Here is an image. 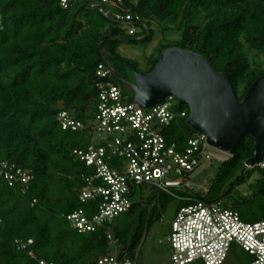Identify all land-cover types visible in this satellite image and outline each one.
<instances>
[{"label": "trees", "instance_id": "16d2710c", "mask_svg": "<svg viewBox=\"0 0 264 264\" xmlns=\"http://www.w3.org/2000/svg\"><path fill=\"white\" fill-rule=\"evenodd\" d=\"M100 1L69 0V7L63 8L60 0H0V162L8 161L13 174L21 170L28 175L26 182L19 178L9 184L0 166V264H38L36 258L55 264H92L112 250L104 226L83 233L65 218L79 207L94 210L96 204L78 198L82 174L92 170L73 155L92 136L88 129L62 128L59 113L86 124L94 117L99 83L122 85L112 73L100 77V64L117 71L122 62L139 70L138 62L117 54L121 42L147 47L155 23L162 32L176 30L178 38L160 40L143 71L153 68L166 47L193 50L216 71L229 74L239 99L264 74V62L250 61L245 51L264 55V0L104 3L111 13L133 15V33L99 11ZM173 109L185 110L186 116H176L162 131L182 148L196 132L186 123L188 107L175 104ZM252 144L250 135L241 136L234 154L221 160L202 197L226 200L225 206L238 211L243 220L256 221L264 218V168L253 166L241 172L252 156ZM253 173L258 176L245 184ZM244 184L246 193L240 188ZM144 215L142 208L134 227L114 225L116 243L133 252ZM15 239L26 247L19 248Z\"/></svg>", "mask_w": 264, "mask_h": 264}, {"label": "built area", "instance_id": "2783aa9c", "mask_svg": "<svg viewBox=\"0 0 264 264\" xmlns=\"http://www.w3.org/2000/svg\"><path fill=\"white\" fill-rule=\"evenodd\" d=\"M102 3V4H101ZM101 0L96 4L104 15L122 23L129 33L135 31L133 15L111 13ZM63 8L69 7V0H60ZM95 4V2H94ZM106 64L98 66L97 74L106 77L111 70ZM94 116L86 124L73 119L66 112L59 113L62 128L68 130L88 129L92 136L88 145L74 149L73 155L92 170L83 175L79 188L81 202H94V210L82 207L67 213L65 218L79 232L87 233L104 226L110 244L116 249L101 255L92 264H136L138 249L130 252L116 243L112 227L117 217L129 210L134 203L132 196L136 187L150 184L168 193L171 188L165 182L169 175L187 176L202 161L208 160L206 149L210 148L204 133L196 132L186 144L179 148L174 141H168L163 133L176 116H186V111H176L178 105L173 95L150 107H142L128 97L119 84L99 83ZM1 173L8 180L21 179L28 175L21 170L10 172L9 162L1 161ZM264 168V159L248 166ZM189 181L181 187L185 192L181 205L171 221L170 261L171 264H223L232 248H240L251 256L248 264H264V218L256 221L243 220L238 211L225 206L222 199L208 200L203 194L187 191ZM90 208V207H89ZM19 248L26 244L15 239ZM35 257L32 252H29ZM38 264H55L36 258Z\"/></svg>", "mask_w": 264, "mask_h": 264}, {"label": "water", "instance_id": "95a60500", "mask_svg": "<svg viewBox=\"0 0 264 264\" xmlns=\"http://www.w3.org/2000/svg\"><path fill=\"white\" fill-rule=\"evenodd\" d=\"M111 70L139 106L147 108L173 95L178 105L188 107L186 123L229 156L241 136L250 135L252 156L244 161L241 172L264 159V74L239 99L227 72L216 71L203 55L177 46L162 50L150 71H134L133 81Z\"/></svg>", "mask_w": 264, "mask_h": 264}, {"label": "rangeland", "instance_id": "374dc122", "mask_svg": "<svg viewBox=\"0 0 264 264\" xmlns=\"http://www.w3.org/2000/svg\"><path fill=\"white\" fill-rule=\"evenodd\" d=\"M162 23L165 25V22ZM153 29V39L147 47H144L138 42H121L116 50L121 58L138 62L139 70L137 71L139 72H145L143 70L147 68L149 59L154 55L155 49L160 40L164 38L175 40L179 36L176 30L169 33L167 31L162 32L157 23L154 24ZM245 51L250 61H255L257 63L264 62L263 54L254 50L245 49ZM110 60L112 64H115V59L112 58ZM118 67L119 70H117V72L121 76L124 74L127 76V80L133 81L134 68H128L122 62H119ZM123 92L130 97L131 93L125 87H123ZM206 154L209 155V159L202 161L200 165L187 176L185 175L180 178V176L169 175L164 179L165 182H168L172 193L161 191L150 184L136 187L132 200L134 201V204L135 202H138L139 204L134 207L133 211L122 213L116 219L118 229H125L131 225L134 227L137 224L139 211L144 208L145 215L142 224V233L135 247L138 249L136 264H171L168 236L170 234L171 221L178 207L182 203V200L179 197H182L185 193L182 191L181 187L186 181H189L191 187L188 188L187 191L204 194L212 181L221 160L229 157L228 154L221 152L214 147L207 148ZM257 176V173H253L252 176L246 180L245 184L253 182ZM245 184L240 186L242 193L248 192V188ZM225 203L226 200L224 201V204ZM243 218L245 220H254V218ZM115 249L116 248L113 247L112 251ZM250 260L251 256L248 253L236 247L232 248L230 251L225 264H248Z\"/></svg>", "mask_w": 264, "mask_h": 264}, {"label": "clouds", "instance_id": "9594fccd", "mask_svg": "<svg viewBox=\"0 0 264 264\" xmlns=\"http://www.w3.org/2000/svg\"><path fill=\"white\" fill-rule=\"evenodd\" d=\"M107 66H108V65H107ZM108 67H109V68H110V70H111V67H110V65H109ZM111 73L113 74L112 70H111ZM121 87H122V89H123V85H121ZM211 147H212V146H211ZM218 150H219V149H218ZM220 151H221V150H220ZM221 152H222V151H221ZM255 163H256V162H255ZM252 165H253V164H252ZM247 167H248V166H246V167H245V169H247Z\"/></svg>", "mask_w": 264, "mask_h": 264}, {"label": "flooded vegetation", "instance_id": "af4514ba", "mask_svg": "<svg viewBox=\"0 0 264 264\" xmlns=\"http://www.w3.org/2000/svg\"><path fill=\"white\" fill-rule=\"evenodd\" d=\"M123 77H124L125 79H128L127 76H125L124 74H123Z\"/></svg>", "mask_w": 264, "mask_h": 264}, {"label": "crops", "instance_id": "0c3cea01", "mask_svg": "<svg viewBox=\"0 0 264 264\" xmlns=\"http://www.w3.org/2000/svg\"><path fill=\"white\" fill-rule=\"evenodd\" d=\"M227 260V259H226ZM226 263V261L223 263V264H225Z\"/></svg>", "mask_w": 264, "mask_h": 264}, {"label": "bare ground", "instance_id": "6f19581e", "mask_svg": "<svg viewBox=\"0 0 264 264\" xmlns=\"http://www.w3.org/2000/svg\"><path fill=\"white\" fill-rule=\"evenodd\" d=\"M222 152H224V151H222ZM225 153V152H224Z\"/></svg>", "mask_w": 264, "mask_h": 264}]
</instances>
